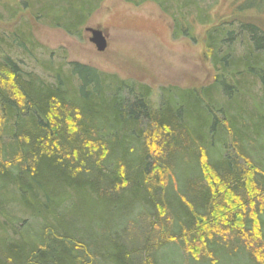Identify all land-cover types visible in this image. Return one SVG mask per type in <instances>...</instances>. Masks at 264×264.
<instances>
[{"label": "trees", "instance_id": "1", "mask_svg": "<svg viewBox=\"0 0 264 264\" xmlns=\"http://www.w3.org/2000/svg\"><path fill=\"white\" fill-rule=\"evenodd\" d=\"M42 1L37 19L80 36L105 0ZM124 1L155 3L174 37L211 22L203 0ZM237 11L205 37L225 105L176 87L154 104L149 86L77 62L46 66L47 82L0 58V264H159L167 248L185 264H264V28L246 14L264 0ZM232 244L223 260L215 248Z\"/></svg>", "mask_w": 264, "mask_h": 264}, {"label": "rangeland", "instance_id": "2", "mask_svg": "<svg viewBox=\"0 0 264 264\" xmlns=\"http://www.w3.org/2000/svg\"><path fill=\"white\" fill-rule=\"evenodd\" d=\"M23 1L27 5H23ZM242 1H201L211 22L205 25L197 23L191 29L194 37L192 40L186 36L174 37L171 20L152 2L134 5L124 0H105L81 27V34L77 36L51 26L46 19H37L33 15L31 5L37 8L42 0H0V58L10 56L23 70L35 72L47 82H50L51 73L44 70L46 66L56 68L59 64L67 66L68 63L77 62L93 66L120 80L149 86L150 98L154 104L160 103V92L163 88L176 87L197 88L199 96L209 105H225L228 102L222 100L221 87L214 85L216 70L206 48L205 37L206 32L219 22L227 27L226 21L230 22L231 17L242 20L241 13L237 11V5ZM17 3L22 5L18 7ZM192 8L193 6L188 7V10L191 11ZM256 13L247 11L246 14L264 28V13ZM236 24L235 22L232 27L237 28ZM85 27L104 31L107 40L105 51L98 52L89 42L90 34L84 31ZM15 28L31 35L34 42L31 51H23L13 45L10 47L12 40L9 35ZM236 46L238 53L244 48L242 43H236ZM65 68L67 67L64 66ZM256 92L257 87H252L251 93ZM204 106L203 102L202 107ZM201 115L205 119L203 111ZM221 142L222 135H219V153H222ZM257 158L264 169V154ZM137 222L135 220L131 225L130 219L125 225L128 240L136 235ZM135 241L138 242L136 239ZM232 249L233 244L232 247L227 245L226 248H215L223 260L232 257L226 254ZM181 256V252L176 254L167 248L155 253L154 258L159 264H181L183 261L185 264L187 258ZM188 264L191 263L188 261ZM221 264L226 263L222 261Z\"/></svg>", "mask_w": 264, "mask_h": 264}, {"label": "water", "instance_id": "3", "mask_svg": "<svg viewBox=\"0 0 264 264\" xmlns=\"http://www.w3.org/2000/svg\"><path fill=\"white\" fill-rule=\"evenodd\" d=\"M84 31L90 34L88 40L92 43L98 52L105 51L107 47V40L104 31L100 28L85 27Z\"/></svg>", "mask_w": 264, "mask_h": 264}]
</instances>
